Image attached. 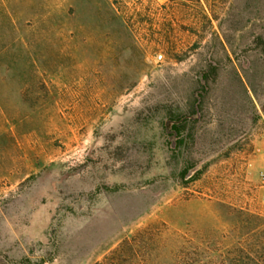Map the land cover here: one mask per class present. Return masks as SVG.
<instances>
[{
    "label": "rangeland",
    "instance_id": "obj_1",
    "mask_svg": "<svg viewBox=\"0 0 264 264\" xmlns=\"http://www.w3.org/2000/svg\"><path fill=\"white\" fill-rule=\"evenodd\" d=\"M201 7L259 98L223 72L178 147L169 113L219 48ZM258 35L264 0H0V264H158L154 228L226 232L210 196L264 216Z\"/></svg>",
    "mask_w": 264,
    "mask_h": 264
},
{
    "label": "trees",
    "instance_id": "obj_2",
    "mask_svg": "<svg viewBox=\"0 0 264 264\" xmlns=\"http://www.w3.org/2000/svg\"><path fill=\"white\" fill-rule=\"evenodd\" d=\"M200 2V0H196ZM203 9V7H201ZM201 13L202 22H205L209 29L210 39H214L219 48L212 53L209 59L200 65L195 79V87L186 103L177 107L176 112L169 113V122L172 124L171 131L178 138L177 146L183 144L184 132L188 123L197 121L207 108V99L213 91L218 87L223 72L230 71L235 77V83L239 90L243 92L249 102L255 107L250 92L258 97V92L247 74V70L242 66H235L231 53L233 49L224 33L211 31L213 28V20L218 17L213 11L207 14L203 9ZM197 24L192 23L189 26V32L193 35H199V42L194 43L200 45V41L204 39L205 34L202 29L201 33L197 29ZM255 48H259L260 53L264 54V35H258L254 39ZM228 44L229 48L227 47ZM195 48L193 50H195ZM223 59V60H222ZM227 61V62H226ZM241 70L242 76L239 73ZM245 78V79H243ZM193 165H186L181 171V177L184 179L189 174ZM202 172L196 171L189 175L188 183L199 180ZM212 201L221 211L223 221H226L228 228L223 234H212L208 237H184L176 231H172L173 237H164L168 232L167 228H154V234L157 235V263L158 264H264V216L256 210L249 208L235 207L231 204L223 202V200H214L212 196L207 198ZM225 219V220H224ZM164 226V224H163ZM149 227L142 233L151 234ZM151 229V228H150ZM128 240L123 242L116 249L110 259H116L120 256V251L126 245L132 248ZM128 248V249H129ZM145 262V261H144ZM103 264V263H96Z\"/></svg>",
    "mask_w": 264,
    "mask_h": 264
}]
</instances>
